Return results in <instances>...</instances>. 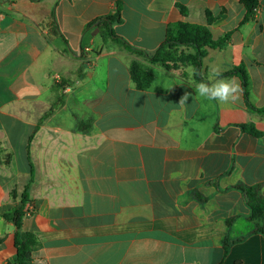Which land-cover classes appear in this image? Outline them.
I'll return each instance as SVG.
<instances>
[{
  "label": "crops",
  "instance_id": "0c3cea01",
  "mask_svg": "<svg viewBox=\"0 0 264 264\" xmlns=\"http://www.w3.org/2000/svg\"><path fill=\"white\" fill-rule=\"evenodd\" d=\"M258 3L255 18L242 24L241 0L0 1V264L16 257V228L4 215L22 206L29 143L34 211L23 231L37 238L33 264H219L227 234L246 238L223 264H264V236L251 234L257 223L237 188L264 196V0ZM118 11L115 34L149 54L179 22L230 40L207 47L192 77L190 62L165 69L88 28ZM134 60L153 73L145 89L132 79ZM241 66L249 103L243 89L235 103L195 97L192 87L211 67L242 88L239 76H225ZM61 78L71 83L65 103L40 122Z\"/></svg>",
  "mask_w": 264,
  "mask_h": 264
},
{
  "label": "trees",
  "instance_id": "16d2710c",
  "mask_svg": "<svg viewBox=\"0 0 264 264\" xmlns=\"http://www.w3.org/2000/svg\"><path fill=\"white\" fill-rule=\"evenodd\" d=\"M0 1L10 2L12 0ZM241 4L244 5L247 10L245 19L242 22V24H244L245 22H248L251 19L255 18V12L259 6V3L258 0H241ZM211 20L212 19L209 18V22ZM121 22L122 19L120 11H118V13L114 16H104L93 21L88 25V28L94 25L97 26L104 41L111 39L115 44L119 45L123 49L135 54L138 57H145L149 59L152 64L162 66L165 69L170 68L171 62L182 61L190 62L197 70V72H199L201 62L207 54L206 48L209 47L222 49L230 40V35L227 34L215 41L212 39V35L208 27L179 22L168 27L164 43L154 54H149L145 51L137 49L128 41L115 34L113 27L117 24H120ZM181 47H191L195 51L194 55L185 56L183 53L179 55V48ZM130 71L132 79L137 84V87L139 89H145L153 80V73L151 71L143 70L140 63L136 60L131 63ZM231 75H237L241 78L245 99L247 103H249V82L244 67L241 66L234 68L233 71L225 74V76ZM82 76V70L79 69L78 77L81 78ZM70 86L71 83L69 81L56 84L57 95L55 102L51 109L44 114L40 122H43L46 118L53 115L56 110L60 109L64 105V91L67 87ZM251 109L255 110L252 107ZM258 111L264 113V109ZM80 127L81 130H86L88 128V123L80 124ZM248 128L254 136L260 135L253 128ZM27 152L31 167V176L21 197L22 206L20 208H13L4 215V219L7 222L12 223L16 228L14 235L16 257L13 264H33L32 253L35 246L37 245V238L35 234L23 231V221L24 218L28 215L25 207L30 202L28 194L32 184L34 183V166L30 159V143L28 144ZM237 188L242 191L247 205L251 211V215L249 217L250 220L257 223V228L251 234H261L264 236V196L260 194L257 187L238 186ZM12 197L13 199L16 198L15 192L12 194ZM231 223L232 220L228 222L229 226L231 225ZM245 238L246 237L231 239L230 235L227 234L223 242V260L219 264H223V261L228 256L232 246L238 242L243 241Z\"/></svg>",
  "mask_w": 264,
  "mask_h": 264
},
{
  "label": "clouds",
  "instance_id": "9594fccd",
  "mask_svg": "<svg viewBox=\"0 0 264 264\" xmlns=\"http://www.w3.org/2000/svg\"><path fill=\"white\" fill-rule=\"evenodd\" d=\"M190 76L194 77L197 70L194 67L189 68ZM190 87H192L190 85ZM195 97L209 102L215 101L218 104L235 103L242 91L240 83L235 77L224 78L220 75L217 67L210 68V75L207 80L202 79L194 87ZM190 93L185 94L179 101L180 105L186 104Z\"/></svg>",
  "mask_w": 264,
  "mask_h": 264
},
{
  "label": "built area",
  "instance_id": "2783aa9c",
  "mask_svg": "<svg viewBox=\"0 0 264 264\" xmlns=\"http://www.w3.org/2000/svg\"><path fill=\"white\" fill-rule=\"evenodd\" d=\"M256 11H257V9H256ZM26 211H27V214H28V215H30V214L33 213L34 208H33L32 204H28V205L26 206Z\"/></svg>",
  "mask_w": 264,
  "mask_h": 264
},
{
  "label": "rangeland",
  "instance_id": "374dc122",
  "mask_svg": "<svg viewBox=\"0 0 264 264\" xmlns=\"http://www.w3.org/2000/svg\"><path fill=\"white\" fill-rule=\"evenodd\" d=\"M141 66H142V68H143V70H147V71H149L148 69H147V67H144L142 64H140ZM66 81H70L69 79H63V78H61V79H59V83H65ZM88 126H89V124H88Z\"/></svg>",
  "mask_w": 264,
  "mask_h": 264
}]
</instances>
